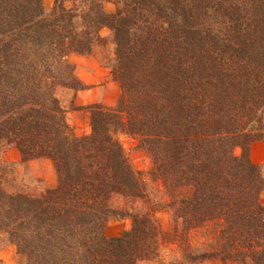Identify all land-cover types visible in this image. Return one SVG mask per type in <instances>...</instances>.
<instances>
[{
	"label": "trees",
	"instance_id": "trees-1",
	"mask_svg": "<svg viewBox=\"0 0 264 264\" xmlns=\"http://www.w3.org/2000/svg\"><path fill=\"white\" fill-rule=\"evenodd\" d=\"M103 29L120 96L81 107L70 57L102 47ZM263 113L264 0H0V234L26 264H264V166L250 157ZM12 147L22 164L50 161L54 184L10 191ZM113 220L131 227L108 238Z\"/></svg>",
	"mask_w": 264,
	"mask_h": 264
},
{
	"label": "rangeland",
	"instance_id": "rangeland-1",
	"mask_svg": "<svg viewBox=\"0 0 264 264\" xmlns=\"http://www.w3.org/2000/svg\"><path fill=\"white\" fill-rule=\"evenodd\" d=\"M54 0H43L46 9L50 10L53 6ZM67 7L71 6V3H66ZM105 10L108 13L114 12L112 4H106ZM110 31L103 29L101 31V37L105 42L102 47H97L93 53L89 56H71L70 62L75 66V74L78 79L86 86V89L76 93L75 103L78 106L85 107L92 104H103L105 106L113 107L120 96V89L117 82H115L111 76V69L109 60L112 57V48L107 43L109 39ZM76 57H85L87 60L85 63H77ZM94 59L99 65L95 68V64H92L90 59ZM94 74L91 81L93 85H86L81 77L86 74ZM96 75V76H95ZM72 98V94L64 95V103L69 102ZM69 123L73 129V132L77 136L88 135L90 133L89 115L84 111L72 112L69 114ZM263 125H264V113H263ZM118 139L125 152L129 156L134 168L138 171L146 173L150 168V160L146 154L139 150L138 142L133 137L125 134H119ZM264 145V143L253 144ZM252 145V146H253ZM251 146V147H252ZM256 153V154H255ZM235 154L239 155L240 150L236 149ZM259 154L264 155V148L256 150L254 157L252 156L251 148V161H259ZM4 160L12 165V179L13 182L9 187L10 191L14 192H28L32 195H39L42 189L52 186L55 182V173L52 164L48 160L33 161L27 164L21 163L20 154L14 147L9 148L4 153ZM260 165V164H258ZM263 166V165H262ZM264 175V170H263ZM261 202L264 204V192L261 195ZM157 219L164 231L170 229L171 221L170 215L165 210H158ZM131 227L130 220L123 221H110L104 230V234L108 238L119 237L123 232L129 230ZM202 236L195 237V242L199 243L203 240ZM172 252L177 254L176 247L171 244L163 249V255L165 257H171ZM0 264H26V257L18 253L16 247L7 241L6 235L0 234ZM147 264V263H142Z\"/></svg>",
	"mask_w": 264,
	"mask_h": 264
},
{
	"label": "crops",
	"instance_id": "crops-1",
	"mask_svg": "<svg viewBox=\"0 0 264 264\" xmlns=\"http://www.w3.org/2000/svg\"><path fill=\"white\" fill-rule=\"evenodd\" d=\"M86 60L87 59L85 57H76V62L77 63H82L83 64V63L86 62ZM90 60H91L92 64H95V68L99 66L94 59L91 58ZM84 73L86 74V76L83 75L81 77L82 81L88 86L93 85V81H91V80H92L94 74H89V73H86V72H84ZM251 148H252V156L254 157V152L256 150H261L262 148H264V145H260L259 146L258 144H256V146L253 145ZM258 158H259V161L255 162V164H260V165L264 166V155L263 154H261V155L259 154Z\"/></svg>",
	"mask_w": 264,
	"mask_h": 264
}]
</instances>
